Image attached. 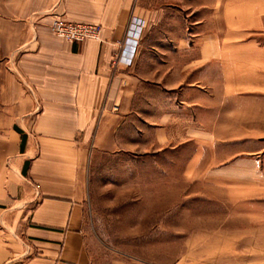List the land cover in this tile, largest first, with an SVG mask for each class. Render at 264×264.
<instances>
[{"label": "crops", "instance_id": "obj_1", "mask_svg": "<svg viewBox=\"0 0 264 264\" xmlns=\"http://www.w3.org/2000/svg\"><path fill=\"white\" fill-rule=\"evenodd\" d=\"M54 18L100 38L58 37ZM133 18L145 27L127 64ZM262 106L264 0H0V264H90L94 155L192 146L185 168L208 152L217 168L235 139L264 150Z\"/></svg>", "mask_w": 264, "mask_h": 264}, {"label": "rangeland", "instance_id": "obj_2", "mask_svg": "<svg viewBox=\"0 0 264 264\" xmlns=\"http://www.w3.org/2000/svg\"><path fill=\"white\" fill-rule=\"evenodd\" d=\"M133 20L139 44L145 21ZM255 123L252 139L263 141L264 122ZM237 140L232 154L218 153L219 167H206L214 164L208 152L197 171L184 167L192 146L163 158L94 155L83 215L90 264H264V150L242 152L255 145Z\"/></svg>", "mask_w": 264, "mask_h": 264}, {"label": "built area", "instance_id": "obj_3", "mask_svg": "<svg viewBox=\"0 0 264 264\" xmlns=\"http://www.w3.org/2000/svg\"><path fill=\"white\" fill-rule=\"evenodd\" d=\"M140 22L131 20L129 29L127 31L126 42L129 50L123 51L119 57L127 64L133 60L135 47L138 44V35L141 30ZM51 31L58 37L64 38L68 41L84 42L89 39H99L101 33V26L99 24L74 23L66 21L62 18H54L50 24Z\"/></svg>", "mask_w": 264, "mask_h": 264}]
</instances>
